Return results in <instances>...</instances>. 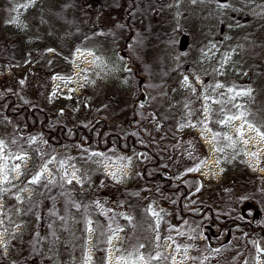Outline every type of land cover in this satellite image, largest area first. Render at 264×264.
<instances>
[{
    "label": "rangeland",
    "instance_id": "rangeland-1",
    "mask_svg": "<svg viewBox=\"0 0 264 264\" xmlns=\"http://www.w3.org/2000/svg\"><path fill=\"white\" fill-rule=\"evenodd\" d=\"M85 3L92 14L88 23L68 19L62 25L53 0H13L8 12H0V92L13 91L73 124L100 116L118 130L132 109L134 124L142 127L175 181L191 182L195 194L220 208L239 197L241 203L256 197L264 221V0H157L145 7L150 16L140 21L152 26L150 36L136 18L129 43L118 37L116 23L125 0L110 6L103 0ZM159 26L166 39L150 41ZM135 32L145 43L142 48L135 44ZM240 113L242 119H226ZM18 127L0 113V250L5 257L24 230L20 203L33 191L21 185L30 182L34 164L45 166L48 181L57 177L60 183L81 184L95 170L97 180L113 185L137 181L136 154L77 167L71 154L48 152ZM103 168L108 173L114 168L115 177L108 178ZM146 208L163 209L152 202ZM148 216L140 239L131 220L129 231L122 227L108 237L104 253L103 233L95 232L92 221L84 234L71 224L64 237L58 235L59 243L66 238L67 249L57 264H264L262 241L247 247L232 239L225 245L226 236L215 237L216 230L206 238L195 223L173 230L159 216Z\"/></svg>",
    "mask_w": 264,
    "mask_h": 264
},
{
    "label": "trees",
    "instance_id": "trees-1",
    "mask_svg": "<svg viewBox=\"0 0 264 264\" xmlns=\"http://www.w3.org/2000/svg\"><path fill=\"white\" fill-rule=\"evenodd\" d=\"M53 1L56 18L62 25H65L68 19L78 23L90 21L92 14L89 4L85 3L86 0ZM155 1L157 2L125 0V5L120 10V19L116 22L121 31L118 37L128 42L134 32L133 20L137 18L140 25V21L150 16V8L147 10L145 7ZM12 2L13 0H0V12H8ZM103 2L108 6L114 4V0ZM147 23L143 22L140 28L147 30L150 36L148 29L152 26ZM161 28L162 26H159V29H156L158 31L153 33L158 37L152 35L149 37L150 41L166 39L167 36L160 32ZM134 35L135 44L142 48L144 41L138 39L136 32ZM262 65L264 70V61ZM130 111L121 130L112 128L100 116L73 124L64 120L61 115H54L39 106L27 103L13 91L0 92L1 115L17 122L18 129L23 131L25 137L34 135L48 152L71 154L78 162L77 167H85L93 159L105 160L114 155L128 154H136L141 165L135 183L119 186L106 180H97L96 170L81 184L60 183L57 177L48 181L43 174L45 166L34 164V171L28 172L30 182L21 185L33 191L20 203L18 218L24 227L23 233L18 240L13 241L14 248L11 249L10 257H5L0 250V264H57L67 249L66 238L59 243L58 235H66L71 224L77 225L84 234L89 221L93 222L97 234L103 233L101 247L104 253L108 237L122 227L129 231L132 227L131 220L135 223L136 237H141L145 233L143 219H147L150 214L153 219L159 216V220L163 219L170 229L174 228L173 230L176 225L195 223L206 238L216 230L218 234L215 237L226 236L225 245L236 239L249 247L252 236L260 237L262 239L256 241L264 242V223H240L235 217L223 220L217 209L209 205L211 201L208 197L195 194L191 182L186 184L175 181L173 176L165 171L162 158L142 127L134 124V112L132 109ZM94 153L100 155H93ZM76 161L70 159L68 163L75 165ZM38 174L41 178L36 183H31ZM92 181L94 183L90 185ZM147 202L156 203L163 209L154 211L152 208H146ZM94 251V259H97V247Z\"/></svg>",
    "mask_w": 264,
    "mask_h": 264
},
{
    "label": "flooded vegetation",
    "instance_id": "flooded-vegetation-1",
    "mask_svg": "<svg viewBox=\"0 0 264 264\" xmlns=\"http://www.w3.org/2000/svg\"><path fill=\"white\" fill-rule=\"evenodd\" d=\"M239 201L237 203H229L228 208H220L219 204L210 202V206L217 209L220 218L223 220H228L232 217H235V220L240 223H250L252 225L262 224L263 221V214L260 211V205L257 202L256 197L247 199L243 198V200H247L241 203V197H239ZM214 204L216 206H214ZM245 204V205H244ZM232 221V220H231ZM226 222V221H225ZM230 222V221H228ZM234 222V221H233ZM228 238V237H227ZM252 240H261L262 238L257 236H252Z\"/></svg>",
    "mask_w": 264,
    "mask_h": 264
},
{
    "label": "snow or ice",
    "instance_id": "snow-or-ice-1",
    "mask_svg": "<svg viewBox=\"0 0 264 264\" xmlns=\"http://www.w3.org/2000/svg\"><path fill=\"white\" fill-rule=\"evenodd\" d=\"M217 87H223V85H216ZM229 91H231V89H229ZM248 93L247 92H245V93H237V95H247ZM244 113H240V115H238V116H229V117H227L226 119L227 120H234V119H242L243 117H244ZM222 123H224L223 121H222ZM248 127H253V125H251V124H248ZM238 132H239V130H238ZM258 135H260V133L258 132L257 133ZM2 143L3 142H0V145H2ZM93 155H100L99 153H94ZM17 158H19V159H23V157H17ZM51 162V161H50ZM61 166H63V162L61 163ZM18 167V166H17ZM114 177H115V173H113L112 174ZM41 178V175L40 174H38L36 177H34L33 178V180L31 181V183H36L39 179ZM155 214V213H154ZM89 224H91V221H89L88 222ZM89 231H92V229L91 228H89L88 229ZM109 243L111 242V237L109 238V241H108ZM141 247H143V245H141ZM89 259H90V257H89Z\"/></svg>",
    "mask_w": 264,
    "mask_h": 264
},
{
    "label": "water",
    "instance_id": "water-1",
    "mask_svg": "<svg viewBox=\"0 0 264 264\" xmlns=\"http://www.w3.org/2000/svg\"><path fill=\"white\" fill-rule=\"evenodd\" d=\"M249 75H247L246 80L248 79Z\"/></svg>",
    "mask_w": 264,
    "mask_h": 264
}]
</instances>
